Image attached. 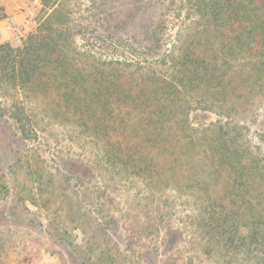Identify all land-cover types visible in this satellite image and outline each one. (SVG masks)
Listing matches in <instances>:
<instances>
[{
  "label": "rangeland",
  "instance_id": "374dc122",
  "mask_svg": "<svg viewBox=\"0 0 264 264\" xmlns=\"http://www.w3.org/2000/svg\"><path fill=\"white\" fill-rule=\"evenodd\" d=\"M64 2L86 69L99 64L106 74L119 72L121 86L133 83L138 71H164V51L179 52L175 48L198 31L195 0ZM9 8L15 21L5 13ZM44 17L40 0H0V45L21 46ZM154 30L163 35L162 47L148 53ZM235 57L227 72L232 78L242 66V53ZM18 94L30 120L24 138L9 117L12 97L0 93V108L7 110L0 111V264H254L252 257L207 245L195 230L196 218L205 216L202 153L151 149L167 183L154 187L140 177L123 178L100 158V149L108 144L112 149L116 141H144L141 132L137 137L112 132V120L128 130L139 116L104 115L107 128L93 134L53 87ZM243 95L234 122L246 129L250 149L264 167V87L259 92L244 87ZM197 114L203 124L227 121L218 112Z\"/></svg>",
  "mask_w": 264,
  "mask_h": 264
},
{
  "label": "trees",
  "instance_id": "16d2710c",
  "mask_svg": "<svg viewBox=\"0 0 264 264\" xmlns=\"http://www.w3.org/2000/svg\"><path fill=\"white\" fill-rule=\"evenodd\" d=\"M40 1L45 17L35 31L19 47L0 45V93L13 99L9 117L21 138L29 118L19 92L53 87L93 134L107 128L104 115L119 111L130 120L139 116L138 125L132 123L127 131L112 120V132L120 130L124 137L141 132L144 141H116L112 149L103 145L100 158L123 178L140 177L155 187L167 181L159 176L162 167L154 163L152 150L202 153L198 160L206 179L199 192L205 216L196 218V232L220 252H239L254 258V264H264V207L255 208L264 205V167L250 149L246 129L234 122L246 100L242 88L259 92L264 87V0H195L196 36L175 48L179 52L164 51V71H138L128 86H121L119 72L106 74L99 64L86 69L64 0ZM157 35L154 30L146 52L162 47L163 35ZM238 52L242 66L232 78L227 72ZM1 108V113L7 111ZM201 111L218 112L227 121L197 122Z\"/></svg>",
  "mask_w": 264,
  "mask_h": 264
},
{
  "label": "crops",
  "instance_id": "0c3cea01",
  "mask_svg": "<svg viewBox=\"0 0 264 264\" xmlns=\"http://www.w3.org/2000/svg\"><path fill=\"white\" fill-rule=\"evenodd\" d=\"M5 13H6L7 16L11 17V21H15L16 20L17 16H15L16 14L13 12V10L11 8H9V10L6 9Z\"/></svg>",
  "mask_w": 264,
  "mask_h": 264
}]
</instances>
